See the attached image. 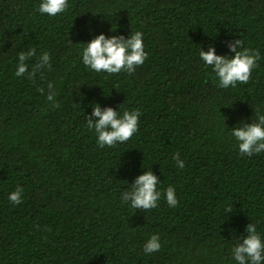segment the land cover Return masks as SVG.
<instances>
[{"label": "trees", "instance_id": "trees-1", "mask_svg": "<svg viewBox=\"0 0 264 264\" xmlns=\"http://www.w3.org/2000/svg\"><path fill=\"white\" fill-rule=\"evenodd\" d=\"M68 2L49 16L39 0H0V264H232L248 223L264 235V153L240 155L229 131L264 110V0ZM131 31L147 53L133 73L83 65L82 43ZM234 39L260 59L247 83L223 89L199 50L230 57ZM29 47L50 55L43 77L14 75ZM94 103L138 110L137 132L99 147L86 127ZM148 169L162 193L175 188L177 207L163 194L147 210L121 201ZM151 234L161 249L145 255Z\"/></svg>", "mask_w": 264, "mask_h": 264}, {"label": "clouds", "instance_id": "clouds-1", "mask_svg": "<svg viewBox=\"0 0 264 264\" xmlns=\"http://www.w3.org/2000/svg\"><path fill=\"white\" fill-rule=\"evenodd\" d=\"M69 7L68 0H39L37 11L40 14L56 16L63 14ZM113 31V30H112ZM115 31V30H114ZM141 31L130 32L127 38L124 35H108L103 32L95 35L87 43H82L80 58L87 68L96 73L115 74L126 71L131 74L136 67L142 65L146 58L145 45ZM227 48L233 54L219 55L215 46L210 45L207 50H199V57L205 66H210L215 74L218 86L223 89L235 87L237 82L247 83L252 69L257 66L260 53L243 46L241 39L227 42ZM37 55L36 62L31 66L27 63L30 58ZM51 67V58L47 51L37 54L36 49L29 47L26 51L17 53V63L14 75L33 79L37 74L43 77L42 69ZM41 92L43 88L39 89ZM47 100L53 102L55 107L56 91L54 85L47 84ZM92 111L86 115V127L94 132L99 147H114L128 141L138 130L139 111L124 110L120 107H101L94 103ZM251 123L239 122L229 129L236 141L240 155L252 156L264 153V110H256V119ZM175 166L178 169L185 167L184 160L179 155L174 156ZM159 178L151 170L142 172L135 177L131 187L122 191L120 199L130 204L134 209L147 210L158 206L162 194L169 207L178 205L176 190L169 185L166 189L158 190ZM23 189L19 186L8 194V200L13 204L21 203ZM246 235L237 237L236 243L230 250L232 264H264V235L258 231L255 222L248 223L244 229ZM161 249V240L158 234L149 235L142 246L145 255L158 252Z\"/></svg>", "mask_w": 264, "mask_h": 264}]
</instances>
